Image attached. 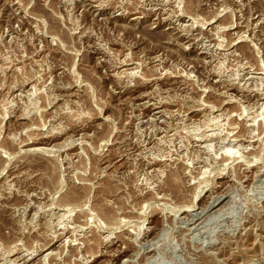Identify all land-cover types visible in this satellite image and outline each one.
<instances>
[{
  "label": "rangeland",
  "instance_id": "1",
  "mask_svg": "<svg viewBox=\"0 0 264 264\" xmlns=\"http://www.w3.org/2000/svg\"><path fill=\"white\" fill-rule=\"evenodd\" d=\"M0 264H264V0H0Z\"/></svg>",
  "mask_w": 264,
  "mask_h": 264
}]
</instances>
